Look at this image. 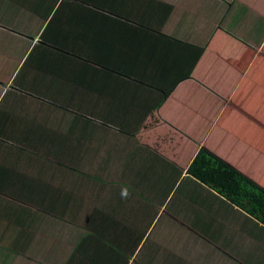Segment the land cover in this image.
I'll return each instance as SVG.
<instances>
[{"label":"crops","instance_id":"0c3cea01","mask_svg":"<svg viewBox=\"0 0 264 264\" xmlns=\"http://www.w3.org/2000/svg\"><path fill=\"white\" fill-rule=\"evenodd\" d=\"M202 147L264 176V0H0V264H264Z\"/></svg>","mask_w":264,"mask_h":264},{"label":"trees","instance_id":"16d2710c","mask_svg":"<svg viewBox=\"0 0 264 264\" xmlns=\"http://www.w3.org/2000/svg\"><path fill=\"white\" fill-rule=\"evenodd\" d=\"M169 91L165 92L164 98L167 97ZM186 173L250 221L254 226L253 232L257 231V233L251 234V231L249 237L253 242H258L259 249L262 252L260 260H264V188L241 170L203 147L195 154ZM112 252L115 254L114 251ZM112 252L106 251V253L113 255ZM64 253L66 259L61 264H70V260L67 262L69 257L76 259L77 263L78 259L85 258L84 261L87 259V250L84 249L82 242L77 246H71ZM251 256H254V254H251ZM251 256L245 264L254 263ZM196 258L194 264L199 263V258ZM84 261H79L78 264H83ZM116 263L126 264V258ZM255 264H257V261Z\"/></svg>","mask_w":264,"mask_h":264},{"label":"rangeland","instance_id":"374dc122","mask_svg":"<svg viewBox=\"0 0 264 264\" xmlns=\"http://www.w3.org/2000/svg\"><path fill=\"white\" fill-rule=\"evenodd\" d=\"M238 124H239L240 128H243V126L245 125L242 117L239 119ZM237 151L238 152H234L230 148L224 147V153L227 155L229 160H239V159H241V156L243 155V152L241 150H237ZM256 160H259V159H256ZM256 183L264 188V176H262L259 180H257Z\"/></svg>","mask_w":264,"mask_h":264}]
</instances>
